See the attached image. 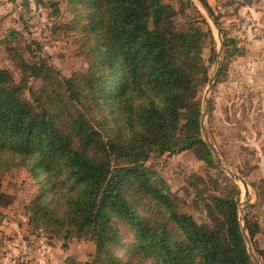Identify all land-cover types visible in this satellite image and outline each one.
<instances>
[{"label":"trees","instance_id":"trees-1","mask_svg":"<svg viewBox=\"0 0 264 264\" xmlns=\"http://www.w3.org/2000/svg\"><path fill=\"white\" fill-rule=\"evenodd\" d=\"M174 2L190 0H73L88 65L82 90L46 61L19 56L23 78L41 80L31 100L23 78L0 69V164L5 157L28 170L38 205L66 238L94 242L92 264H122V251L138 264H253L237 199L213 195L210 225L198 224L144 167L151 154L184 150L213 164L196 97L208 80L207 40L216 55L213 34L194 6L195 25L176 27ZM222 39L224 60L242 54L234 38ZM10 202L0 193V204ZM246 228L253 244L258 226L246 220Z\"/></svg>","mask_w":264,"mask_h":264},{"label":"rangeland","instance_id":"rangeland-1","mask_svg":"<svg viewBox=\"0 0 264 264\" xmlns=\"http://www.w3.org/2000/svg\"><path fill=\"white\" fill-rule=\"evenodd\" d=\"M206 1L218 17L221 36L234 38L242 51L224 60L222 48L220 66L224 62L225 67L210 88L219 49L215 27L196 0L185 2L186 8L174 2V22L181 29L195 25L194 6L211 27L216 55L210 59L213 44L207 40L200 56L208 66V80L196 97L202 112L207 91L204 131L226 169L212 154L213 164L209 165L194 150L151 154L144 167L172 195L178 209L198 224L210 225L205 205L213 195L237 199L238 220L241 227L245 222V233L248 235L246 220L258 226L250 243L259 263L264 264V254H258L264 249V0ZM73 5V0H0V69H7L15 83L23 78L20 56L30 63L42 59L62 80L71 79L75 87L84 88L82 74L88 67L85 37L75 26L83 20L82 8ZM23 82L28 85L25 96L32 100L41 80L24 77ZM6 161L4 157L0 164V193L4 201L11 202L0 204V264H92L94 242L74 234L66 238V226L38 205V185L28 170ZM227 169L246 181L247 193ZM121 258L122 264H138L124 251Z\"/></svg>","mask_w":264,"mask_h":264},{"label":"water","instance_id":"water-1","mask_svg":"<svg viewBox=\"0 0 264 264\" xmlns=\"http://www.w3.org/2000/svg\"><path fill=\"white\" fill-rule=\"evenodd\" d=\"M198 2V4L201 6V8L204 10L205 14L207 15V17L210 19L212 25L215 27L216 29V33H217V36H218V40H219V49H218V52H217V63H216V67L209 79V83H208V88H210L212 86V84L214 83L215 81V78L220 70V64H221V54H222V48H223V39H222V36H221V30H220V26L218 25V22L216 21L212 11L208 8V6H206L202 0H196ZM207 92V91H206ZM206 92H205V95H204V104H203V110L200 114V127H201V131L204 133V141L206 142L208 148H209V151L211 152L214 160L216 161V163L218 165H221L220 163V159L214 149V147L212 146L211 142L209 141L208 139V136L206 135L205 131H204V125H203V116L205 114V112L207 111V95H206ZM221 167H224L225 166H222ZM226 169V168H225ZM227 171L230 173V175L232 177H234L236 180H239L241 181V183L243 184L244 188H245V192L247 193V184H246V181L238 174L236 173H232L230 170L227 169ZM241 212V210H240ZM241 231H242V234H243V238H244V241H245V244H246V247H247V251H248V254L250 255L251 257V260L253 261V264H260L259 263V260L257 259V257L254 255L253 251H252V247H251V243H250V240H249V237L248 235L245 233V222H243L242 224V227H241Z\"/></svg>","mask_w":264,"mask_h":264},{"label":"crops","instance_id":"crops-1","mask_svg":"<svg viewBox=\"0 0 264 264\" xmlns=\"http://www.w3.org/2000/svg\"><path fill=\"white\" fill-rule=\"evenodd\" d=\"M262 9L264 10V7H262ZM262 9H261V10H262Z\"/></svg>","mask_w":264,"mask_h":264}]
</instances>
